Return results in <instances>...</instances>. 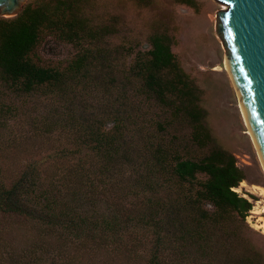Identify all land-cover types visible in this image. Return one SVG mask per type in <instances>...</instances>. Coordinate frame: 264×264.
I'll list each match as a JSON object with an SVG mask.
<instances>
[{"label": "trees", "instance_id": "1", "mask_svg": "<svg viewBox=\"0 0 264 264\" xmlns=\"http://www.w3.org/2000/svg\"><path fill=\"white\" fill-rule=\"evenodd\" d=\"M87 8L35 0L0 17V217L20 223L0 230V264H264L247 236L252 203L233 190L245 175L213 145L201 91L171 38L152 34L123 69L120 50L107 48L115 25ZM44 35L75 48L65 68L34 59ZM85 89L103 97L87 112ZM145 97L168 113L158 134L184 122L190 142L209 152L194 160L173 138L132 141ZM32 98L57 111L33 113Z\"/></svg>", "mask_w": 264, "mask_h": 264}, {"label": "rangeland", "instance_id": "2", "mask_svg": "<svg viewBox=\"0 0 264 264\" xmlns=\"http://www.w3.org/2000/svg\"><path fill=\"white\" fill-rule=\"evenodd\" d=\"M34 1L26 0L23 7ZM87 1V12L89 17H93V21L101 24L111 22L115 25L116 33L107 39V48L120 50L121 55L116 56L123 69L133 63L137 52H147L150 49L149 37L152 34L166 33L171 38V50L180 67L201 91L200 106L205 111L204 125L211 133L213 145L232 154L236 166L245 175V180L240 183L245 186L239 184L237 193L252 203V209L245 219L249 227L247 236L264 258V231L256 227L258 216L252 213L255 202L261 199L250 189L252 186L264 188L263 168L256 147L247 133L238 96L222 64L225 51L220 48L222 43L216 35L217 21L214 17L225 7L214 6L206 0H193L194 7L183 5L179 0H145V5L139 4L137 0ZM126 51L129 52L128 55ZM75 53L76 50L71 45L44 35L35 50L34 59L44 66L63 69ZM86 91L87 89L82 91L81 95H84L82 100L85 101L82 108L87 112L94 110L95 100L100 101L103 97L98 91H90L92 93L89 95ZM146 99L145 97V119L139 127L132 128V141L145 139L147 147L149 142L155 141V136L163 141L173 138L181 153L194 160L209 152L210 147L199 149L190 142V129L184 122L168 126L162 134H158L154 124L167 119L168 113ZM25 104L33 113L48 110L55 112L58 107L52 101L47 103L35 98L26 99ZM111 125L112 121L108 120L106 127L110 128ZM246 193L253 195L256 200L246 196ZM262 217L264 218V214ZM8 224L14 226L20 223L16 218L0 217V230Z\"/></svg>", "mask_w": 264, "mask_h": 264}, {"label": "water", "instance_id": "3", "mask_svg": "<svg viewBox=\"0 0 264 264\" xmlns=\"http://www.w3.org/2000/svg\"><path fill=\"white\" fill-rule=\"evenodd\" d=\"M26 0H0V17L17 16ZM225 7L214 17L222 59L241 103L264 174V0H206Z\"/></svg>", "mask_w": 264, "mask_h": 264}, {"label": "bare ground", "instance_id": "4", "mask_svg": "<svg viewBox=\"0 0 264 264\" xmlns=\"http://www.w3.org/2000/svg\"><path fill=\"white\" fill-rule=\"evenodd\" d=\"M240 102V101H239ZM241 104V103H240ZM241 106V105H240ZM241 111H242V115H243V119H244V121H245V123H246V127H247V130H248V135L251 137V132H250V129H249V126H248V124H247V120H246V118H245V115H244V112H243V110L241 109ZM254 143V142H253ZM255 145V144H254ZM256 147V146H255ZM257 150V149H256ZM240 186H242V187H244L245 186V184L244 183H242V184H240ZM254 193H256L259 197H260V201H258V202H255V207L253 208V210H252V213L254 214V215H256V216H258V218H257V225H256V227L258 228V229H263V231H264V218L262 217V215L264 214V188L263 187H261V186H252L251 188H250ZM235 192H237L238 191V188H234L233 189Z\"/></svg>", "mask_w": 264, "mask_h": 264}]
</instances>
